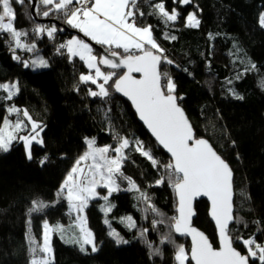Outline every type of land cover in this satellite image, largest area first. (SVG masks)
Returning a JSON list of instances; mask_svg holds the SVG:
<instances>
[{
	"label": "trees",
	"instance_id": "16d2710c",
	"mask_svg": "<svg viewBox=\"0 0 264 264\" xmlns=\"http://www.w3.org/2000/svg\"><path fill=\"white\" fill-rule=\"evenodd\" d=\"M37 1V16L48 19L43 23L34 21L26 0L23 5H12L17 13L16 29L27 33L21 39L27 44L34 43L35 51L15 49L14 52L11 36L0 33V83L16 79L20 88L12 100L0 99V126L8 116L7 108L12 105L20 109L25 106L31 116L45 126L41 133L44 144L33 143L31 160L21 141H14L6 153L0 151V264H29L32 258L29 220L31 235L37 244H40L43 220L68 221L67 201L57 197V192L76 158L85 150L87 137L95 138L97 144L117 145L114 137L118 132L129 140L142 141L161 165L171 161L137 121L130 103L114 89H110L111 95L106 99L88 95L89 88L95 85L79 80L80 74L88 71L84 62L79 57H70L66 49L57 52V44L66 43L72 36L59 25L66 24L62 13L51 12L44 17L45 9ZM157 2L159 0H140L141 10L146 15L138 18L137 23L153 26L154 38L167 58L173 61L170 65L163 64L161 71H166L173 79L175 94L183 98L178 102L190 119L196 137L207 138L233 171L236 219L229 228L234 246L245 254L246 249L237 237H256L258 242H264V88L260 86L264 80V31L257 29L255 32L241 23L257 27L264 0H192L188 5L164 0L169 11L175 7L180 13L177 21L167 25L158 15L152 14L151 5ZM190 11L199 19L198 27L186 26ZM37 25L46 28L54 25L58 31L49 38L47 32L34 31ZM244 28L247 31H243ZM165 33L176 39H164ZM37 52L45 57L49 67L25 68L24 59ZM93 52L99 56L97 49L93 48ZM14 55L21 59H13ZM237 95L243 98L237 99ZM4 96L6 93L1 90L0 97ZM126 153L124 175L131 177L141 191L147 192L160 215L145 211L147 205L137 198L139 193L135 191L114 192L109 202L115 207L107 217L101 211L102 199H92L85 215L98 251L88 248L81 252L78 246L65 243L53 234V264H176V246L183 245L188 252V240L177 237L170 227L172 218L176 217L175 191L167 181L155 184L164 172L163 167H153L134 147ZM44 156L48 160L41 165L39 161ZM118 182L122 189L129 187L127 181ZM37 199L52 206L30 216L28 210ZM195 210L193 224L216 247L217 238L207 214V202H196ZM128 216L136 222L134 228L122 222V218ZM105 219L111 227L104 223ZM161 220L163 223L153 228V221ZM112 229L129 243L117 245L108 235ZM143 229L148 231L141 238ZM164 236H169L174 243L162 244ZM145 239L153 249H160L162 255L150 258L151 249ZM165 245L173 250L171 257L164 255ZM250 264L259 262L250 261Z\"/></svg>",
	"mask_w": 264,
	"mask_h": 264
},
{
	"label": "snow or ice",
	"instance_id": "6c2138e0",
	"mask_svg": "<svg viewBox=\"0 0 264 264\" xmlns=\"http://www.w3.org/2000/svg\"><path fill=\"white\" fill-rule=\"evenodd\" d=\"M28 2L31 4L33 0ZM172 2L188 5L192 0ZM14 3L23 5L25 0H0V33L11 36L15 45L14 52L15 49L33 52L36 45L24 43L21 38L27 33L15 27L17 13L12 6ZM39 4L45 9L42 12L44 17H48L51 12L62 13L67 25L78 29L96 44L107 46L106 52L97 56L83 39L73 37L66 43H61L57 52L66 49L70 57H79L84 61L89 71L87 74L82 73L79 80L84 84L91 83L98 89L94 91L89 88L88 95L106 99L111 95L110 89H114L115 92L127 97L156 141L171 154V161L161 165L142 141L120 136L113 128H110V131L115 132L114 138L118 141L115 147L111 145L97 147L95 138H86L87 151L76 160L57 192V197L66 199L70 210L77 214L72 234L67 235L69 230L63 225L51 226L44 220L42 243L37 244L36 238L31 235L29 220L28 238L32 253L30 264H53L51 246L53 233L59 234L66 243L78 245L81 252H86L88 247L92 252L98 251L95 235L88 227L87 216L84 215L89 201L97 197L105 201L101 206L105 217L115 207L109 202V197L119 191L139 193L137 198L147 205L145 211L151 210L160 215L151 204L147 192L141 191L136 182L125 176L122 171L124 162L128 159L126 150L133 147L136 152L151 161L153 167H163L164 172L155 184L162 185L167 181L178 198L179 215L172 218L173 223L170 227L176 233L190 236L192 244L190 254L183 245L176 246L174 255L176 264H188L189 261L194 264H250V261L264 264V242H258L256 237L236 238L246 249L245 254L233 246L235 241L229 228L230 223L236 219L233 214L232 169L207 139L196 137L189 119L178 103L183 98L175 94L176 86L173 79L166 71H161L163 64L170 65L173 61L167 58L165 50L154 38L153 26L137 23L138 18L146 15L141 10L140 0H39ZM151 7L154 10L152 14L158 15L165 25L177 21L180 16L175 7L169 11L164 0H159ZM199 23L195 13H189L186 17L187 27H198ZM258 23L264 28V12L260 13ZM34 31L47 32L48 37L53 38L58 29L54 25L47 28L37 25ZM164 39L175 40L176 37L165 33ZM13 59L19 61L21 58L14 55ZM23 64L25 68L49 67V62L41 57L23 61ZM101 66L110 71H103ZM251 68L255 70V64H252ZM121 69L124 71L118 73ZM133 73L140 74L139 78ZM260 86L264 88V80L260 82ZM0 90L6 93V96L0 99L10 101L19 93L20 88L17 82L0 83ZM236 98L243 97L237 95ZM7 113L9 116L13 113L18 117L22 115L24 119L17 118L12 122L7 116L3 118L0 126V151L6 153L14 141H22L27 158L31 160L33 143L41 146L44 144L41 133L45 126L34 120L26 109H20L15 105L8 107ZM105 117L107 118V112ZM24 132L26 134H20ZM47 160L48 157L44 156L39 163L44 165ZM88 161L91 162L87 163L86 167H81ZM118 181H127L129 187L122 189ZM98 187L106 189L107 195L100 196L97 192ZM200 196H205L211 201L210 215L218 229V248L213 246L203 232L191 226V217L194 215L192 203ZM50 206L52 205L43 200H33L28 210L29 215L42 212ZM125 221L129 228L136 226L131 216L122 218V222ZM104 223L111 227L107 219ZM157 223L163 221H153V228ZM147 231V229L141 231V238L146 236ZM108 235L117 245L129 243L115 229ZM144 242L151 249L150 258L162 255L160 249H153L152 244L146 239ZM160 242L174 243L169 236L162 237Z\"/></svg>",
	"mask_w": 264,
	"mask_h": 264
},
{
	"label": "water",
	"instance_id": "95a60500",
	"mask_svg": "<svg viewBox=\"0 0 264 264\" xmlns=\"http://www.w3.org/2000/svg\"><path fill=\"white\" fill-rule=\"evenodd\" d=\"M27 2H28V0H26ZM29 3V2H28ZM30 4V3H29ZM37 6H38V1L37 0H33V3H31L30 4V14H31V16L33 17V19H34V21L36 22V23H43V22H45V21H47L48 19H45V18H40L39 16H37V14H36V8H37ZM59 25L66 31V32H68L70 35H75V36H77V37H79L80 39H83L86 43H88L91 47H93L94 49H97L98 51H99V55H102V54H104L105 52H106V49H107V47L106 46H101V45H98V44H96L94 41H92V40H90L88 37H85L84 35H83V33H81L78 29H75V28H72V27H70L69 25H67V24H63V23H59ZM121 71L123 72L124 70L123 69H121ZM133 75L136 77V78H139V75L140 74H138V73H133ZM118 95H120L122 98H124V99H126L129 103H130V105L132 106V108H133V110H134V113H135V115H136V118H137V121L144 127V129H145V131L147 132V134L149 135V137L151 138V139H153V141H155V143L159 146V147H161L163 150H164V152L166 153V155L170 158V160H171V154L170 153H168L167 152V150L166 149H164L163 148V146H161L157 141H156V139H155V137L151 134V131L147 128V126L144 124V122L142 121V120H140V118H139V115L136 113V111H135V107L132 105V103H131V101L127 98V97H125V96H123V94H121V93H117ZM179 103V102H178ZM181 106V105H180ZM182 107V106H181ZM183 108V107H182ZM184 110V109H183ZM184 112H185V110H184ZM185 114H186V112H185ZM186 116H187V114H186ZM187 118H188V116H187ZM189 119V118H188ZM189 122L191 123V121H190V119H189ZM191 125H192V123H191ZM193 127V126H192ZM193 130H194V128H193ZM195 132V131H194ZM198 138H204V139H207V138H205V137H198ZM208 140V139H207ZM209 141V140H208ZM215 149V148H214ZM219 154V153H218ZM229 165V164H228ZM232 173H233V171H232ZM232 184H233V178H232ZM175 196H176V194H175ZM233 200H234V187H233V198H232ZM200 200H205L206 202H207V204H208V211H207V214H208V217H209V220L211 221V223L213 224V226H214V229H215V233H216V238H217V248L219 247V239H218V229H217V227H216V224H215V221L212 219V217H211V215H210V209H211V201L207 198V197H205V196H200V197H197V198H195L194 200H193V203H192V208H193V212H194V215L191 217V226L192 227H194V228H196L198 231H200V232H203L200 228H198L196 225H194L193 224V221H194V219L196 218V210H195V203L196 202H198V201H200ZM176 201H177V205H176V216H178L179 215V213H178V211H177V208H178V198H177V196H176ZM233 214H234V205H233ZM234 222V221H233ZM232 222V223H233ZM232 223H230V225L232 224ZM230 225H229V227H230ZM176 233V232H175ZM204 233V232H203ZM205 234V233H204ZM176 235H177V237H179V238H186L187 240H188V242H189V248H188V252H189V254H190V250H191V244H192V241H191V237L190 236H188V235H181V234H179V233H176ZM206 235V234H205ZM207 236V235H206ZM208 237V236H207ZM209 241H210V239H209ZM211 242V241H210ZM234 246V245H233ZM235 247V246H234ZM238 250V249H237ZM192 264H194V262H192V261H190Z\"/></svg>",
	"mask_w": 264,
	"mask_h": 264
},
{
	"label": "rangeland",
	"instance_id": "374dc122",
	"mask_svg": "<svg viewBox=\"0 0 264 264\" xmlns=\"http://www.w3.org/2000/svg\"><path fill=\"white\" fill-rule=\"evenodd\" d=\"M261 12H264V10L263 11H261ZM189 13H194V11H190ZM188 13V14H189ZM188 16V15H187ZM186 16V17H187ZM241 24H243V25H247L250 29H252V30H254L255 32H256V30L257 29H262L263 31H264V28H262L260 25H259V23H258V26L257 27H255V26H252V25H250V24H248L247 22H242ZM243 31H247L246 30V28H244L243 29ZM73 37H77V36H75V35H72L71 37H69V39L68 40H70V39H72ZM77 38H79V37H77ZM93 48V47H92ZM38 57H41V58H44L45 59V57L40 53V52H37V53H34V54H30L29 56H28V59H24V61H31V60H33V59H36V58H38ZM84 62V61H83ZM85 64V63H84ZM32 69H42V68H33V67H31ZM102 70L103 71H110V70H104L103 68H102ZM89 71V70H88ZM88 71L87 72H84L83 74H87L88 73ZM82 74V73H81ZM80 74V75H81ZM12 82H17L18 83V81L15 79V80H13V81H7V82H4V83H12ZM92 90H98V89H96V86H95V88H91ZM1 91V90H0ZM22 109H26L27 110V108L25 107V106H23L22 107ZM28 111V110H27ZM29 112V111H28ZM29 114H30V112H29ZM31 115V114H30ZM8 117V119L10 120V121H12V122H15V120L17 119V118H20V119H24L23 117H22V115L20 116V117H18L17 116V114H15V113H13L11 116H7ZM34 119V118H33ZM34 120H36V119H34ZM3 123V122H2ZM1 126H2V124H1ZM21 135H24V134H26V132H24V133H20ZM87 138H92V137H87ZM22 142V141H21ZM23 143V142H22ZM35 143V142H34ZM85 143H86V139H85ZM24 145V144H23ZM106 145H111V144H97L96 143V146L97 147H103V146H106ZM111 146H113V147H115L116 145H111ZM25 147V146H24ZM85 151H87V144H86V148H85V150L76 158V160L81 156V155H83V153L85 152ZM113 155H114V153H113ZM76 160H75V162H76ZM75 162H74V164H73V166L75 165ZM91 161H88V162H86V163H84V164H82L81 165V167H86V164L87 163H90ZM72 166V167H73ZM72 167H71V169H72ZM70 169V170H71ZM69 170V171H70ZM69 173V172H68ZM67 173V174H68ZM67 174H66V176H67ZM66 176H65V178H66ZM64 178V179H65ZM64 179H63V181H64ZM63 181H62V183H63ZM61 183V184H62ZM97 192L99 193V195L100 196H104V195H107V190L106 189H104V188H102V187H98L97 188ZM95 199H100L99 197H97V198H95ZM67 201V200H66ZM105 203V201L102 199V205ZM66 213H67V216H68V221L67 222H61V221H57V222H49L48 220V222H49V224L51 225V226H55V225H57V224H61V225H63L64 227H65V229H68L69 231H68V233H67V235H71L72 234V226L74 225V223H75V217H76V213L74 212V211H71L70 210V208H69V205H68V202H67V209H66ZM84 215H85V212H84ZM46 220V219H45ZM44 221V220H43ZM43 221H42V225H43ZM42 234H43V227H42V233H41V239H40V243H42ZM53 234H57V233H53ZM53 234H52V236H53ZM58 236H59V238H60V235L59 234H57ZM52 236H51V246H52ZM61 239V238H60ZM63 242H65L63 239H61ZM66 243V242H65ZM68 244H71V243H68ZM74 245H76V244H74ZM76 246H78V245H76ZM79 247V246H78ZM89 249H90V247H88ZM91 250V249H90ZM53 255V254H52ZM164 255L165 256H167V257H171L172 255H173V250L169 247V246H167V245H165L164 246ZM174 255H175V252H174ZM29 264H30V262H29Z\"/></svg>",
	"mask_w": 264,
	"mask_h": 264
},
{
	"label": "built area",
	"instance_id": "2783aa9c",
	"mask_svg": "<svg viewBox=\"0 0 264 264\" xmlns=\"http://www.w3.org/2000/svg\"><path fill=\"white\" fill-rule=\"evenodd\" d=\"M63 40L66 41V38H64ZM60 44H61V43H58V44H57V48L59 47Z\"/></svg>",
	"mask_w": 264,
	"mask_h": 264
},
{
	"label": "crops",
	"instance_id": "0c3cea01",
	"mask_svg": "<svg viewBox=\"0 0 264 264\" xmlns=\"http://www.w3.org/2000/svg\"><path fill=\"white\" fill-rule=\"evenodd\" d=\"M107 47V46H106ZM66 52H67V50H66Z\"/></svg>",
	"mask_w": 264,
	"mask_h": 264
}]
</instances>
